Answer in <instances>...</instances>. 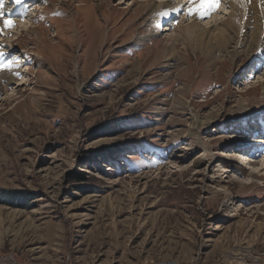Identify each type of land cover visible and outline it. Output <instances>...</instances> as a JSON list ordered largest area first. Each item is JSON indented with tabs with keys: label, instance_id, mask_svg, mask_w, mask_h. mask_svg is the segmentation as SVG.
Returning a JSON list of instances; mask_svg holds the SVG:
<instances>
[{
	"label": "rangeland",
	"instance_id": "374dc122",
	"mask_svg": "<svg viewBox=\"0 0 264 264\" xmlns=\"http://www.w3.org/2000/svg\"><path fill=\"white\" fill-rule=\"evenodd\" d=\"M34 1L3 17L0 264H264V47L194 41L221 2Z\"/></svg>",
	"mask_w": 264,
	"mask_h": 264
},
{
	"label": "bare ground",
	"instance_id": "6f19581e",
	"mask_svg": "<svg viewBox=\"0 0 264 264\" xmlns=\"http://www.w3.org/2000/svg\"><path fill=\"white\" fill-rule=\"evenodd\" d=\"M150 1H154V0H150ZM175 1H176L175 3H170L171 0H163L162 2H166V3L163 5L161 13H165V12L167 13L170 10H172V12L177 13V11H175L174 8H177V6L179 4H181L182 2L184 3L186 1V4L188 3V0H175ZM25 2L26 3L29 2L28 6L31 7L34 4L33 2H35V1L34 0H24V2L22 4L17 5L15 3H12L11 0H7V2L5 4V8H4V13H5L4 16H6L7 18H12V17H14V18L20 17L21 18V16H22L21 11L23 8V4ZM220 2L222 4L220 3L221 5L220 4L219 5L223 8L221 9V11L216 12L212 16L210 22H208V21L205 22L206 25L204 24V26H202V27H200L196 23H192V26L194 28L198 29L200 27L201 29L200 28L199 29L203 31V32L200 31V33H199L200 36L195 37L194 41L197 44H199V43L205 44L206 43L207 49H208V46L210 43H213L216 45H223V44H226V42H227L228 47H230L232 50H234L233 53H236L237 55H240V54L246 55L248 53L254 54L255 52H258L260 50V48L264 47V45H260V43H259L260 39L264 36V0H220ZM186 4H185V6H186ZM148 6L151 8H154V3H151ZM156 7H157V9L153 10L151 12H158L160 14L159 9H160L161 5H157ZM186 12L187 11H185L184 13H186ZM158 13H155L154 16L158 15ZM187 14H188V12H187ZM224 16H227V18L224 19L225 18ZM34 17H36V15ZM192 17H194L195 20L201 19V18L197 17L195 14H193ZM210 17H211V15H210ZM19 20L20 21H18L17 23L13 22L12 27H14V25H17V29H18L23 24H24V26H26L27 23H23L22 19H19ZM201 20H204V18ZM242 21H243L244 27H242ZM157 24H159V23H157ZM12 27L4 28L3 22H1V19H0V38H2L0 40V42L3 43V41H9V35L11 33L9 31V29H11ZM213 27H215V28L212 29ZM241 27H242V29H246V30L251 29L250 31L244 32V34L241 38V39H243L242 41H240L238 39V35L236 34L237 28H241ZM22 28H23V31H25L27 33H29L30 31L33 32V29H34L32 27H29V26L22 27ZM210 29H212V30H210ZM164 31H170V30H167L165 28ZM17 39H19V38H17ZM38 40H39V38H38ZM2 43H1V45H2ZM240 44H244V46L240 47ZM242 48H244V50H242ZM207 49H206V51H207ZM0 50L3 51L4 53H7L6 50L5 51L2 49H0ZM204 57H207V56L205 55ZM219 59H221L220 56H219ZM0 61H2L1 58H0ZM20 63H22V62H20ZM257 67L258 66H255V68H257ZM13 68H14V66H13ZM13 68L0 70V95L3 92H6L8 86L11 85L14 80H16L17 75L19 74ZM252 74L254 75L253 71H251L250 74H248V75L250 76ZM262 90H264V86L262 87ZM19 107H20V105L17 104V106L15 108L11 109L10 111L14 112ZM215 119L216 118H211V119L208 118L205 120L203 119V121L199 122L198 117L191 116V120L193 122V125H199V127L201 128V129L199 128L198 131L203 130L206 125H208L211 122H214ZM261 132H262V130H261ZM241 140H240L241 142L235 141L234 146L237 147L238 151L225 152L223 155L224 159L228 160V161H235V162L242 159V161L244 163V164L242 163L243 164L242 166L245 165V167H248L249 170H251L252 172L253 171L255 172L258 169V167L254 166L252 164L253 163L252 161L247 160L246 152H244L246 147L249 146V145H247L248 141L243 142L244 138H241ZM253 143H255L258 146L257 150H260V149L264 150V137L259 138V140H256V142H253ZM228 147L230 149L233 148L230 145L227 146L226 148H228ZM241 150H243L244 154H242ZM259 164L262 167L264 165V161L260 162ZM251 174H254V173H251Z\"/></svg>",
	"mask_w": 264,
	"mask_h": 264
},
{
	"label": "snow or ice",
	"instance_id": "6c2138e0",
	"mask_svg": "<svg viewBox=\"0 0 264 264\" xmlns=\"http://www.w3.org/2000/svg\"><path fill=\"white\" fill-rule=\"evenodd\" d=\"M7 0H0V19H3L5 13L4 8ZM12 3L17 5L22 4L24 0H11ZM220 4V0H188L187 12L189 15L195 14L197 17L203 19L215 11ZM178 10V9H174ZM161 15H167V13H161ZM13 26L11 19H3V27L10 28ZM6 54L0 51V58H3ZM15 65V58L9 59L4 62H0V70L12 69Z\"/></svg>",
	"mask_w": 264,
	"mask_h": 264
},
{
	"label": "trees",
	"instance_id": "16d2710c",
	"mask_svg": "<svg viewBox=\"0 0 264 264\" xmlns=\"http://www.w3.org/2000/svg\"><path fill=\"white\" fill-rule=\"evenodd\" d=\"M81 180V179H80Z\"/></svg>",
	"mask_w": 264,
	"mask_h": 264
}]
</instances>
